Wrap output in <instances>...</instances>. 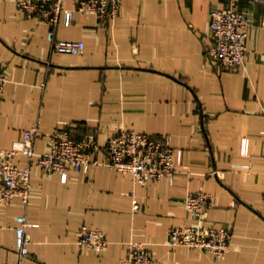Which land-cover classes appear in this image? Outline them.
I'll list each match as a JSON object with an SVG mask.
<instances>
[{
	"label": "crops",
	"instance_id": "1",
	"mask_svg": "<svg viewBox=\"0 0 264 264\" xmlns=\"http://www.w3.org/2000/svg\"><path fill=\"white\" fill-rule=\"evenodd\" d=\"M18 0H0V66L9 81L0 98V147L38 126V152L56 130L94 133L103 147L121 129L164 135L175 149L174 180L140 184L104 164L47 175L31 166V197L0 205V264H121L131 241L163 264H264V0H240L250 20L249 54L236 72L208 63L210 15L228 0H124L103 23L66 2L57 38L83 41L82 54H61L51 26L24 15ZM29 164L26 156L17 159ZM207 192L206 224L230 226L222 259L199 248L169 246V230L194 221L185 198ZM134 200L140 204L134 210ZM31 225L30 255L16 244L18 219ZM101 229L110 244L78 246V230Z\"/></svg>",
	"mask_w": 264,
	"mask_h": 264
},
{
	"label": "built area",
	"instance_id": "2",
	"mask_svg": "<svg viewBox=\"0 0 264 264\" xmlns=\"http://www.w3.org/2000/svg\"><path fill=\"white\" fill-rule=\"evenodd\" d=\"M68 0H18V9L26 16L49 24L48 38L54 51L61 54H82L83 41L57 38L60 22H73V11L66 6ZM77 9L93 14L103 23L114 20L121 11L124 0H73ZM240 0H228L227 6L216 9L210 15L211 42L205 45L206 61L220 66L224 71L236 72L249 54V18L239 9ZM9 81L8 74L0 66V98ZM42 137L40 128L32 126L23 133L22 139L11 148L0 147V205H10L20 199L27 209L31 197V166H37L50 175L70 171L87 172L92 164L100 162L94 156L101 150L106 153L105 165L123 174H130L134 182L148 184L165 178L174 180L177 172L175 149L164 135H152L135 130L121 129L101 146L94 133L76 132L72 128L56 130L51 136L48 150L38 152L36 143ZM26 156L29 164L20 167L17 159ZM185 209L194 221L186 227L169 230V246L177 248H199L216 258H225L232 246L233 230L230 226L207 225L209 210L213 207V196L207 192H196L185 198ZM140 204L134 200V210ZM27 218L18 219L16 244L20 258L30 255L31 236ZM77 244L82 249L106 251L109 240L101 229L82 226ZM121 264H163L143 243L131 241Z\"/></svg>",
	"mask_w": 264,
	"mask_h": 264
}]
</instances>
